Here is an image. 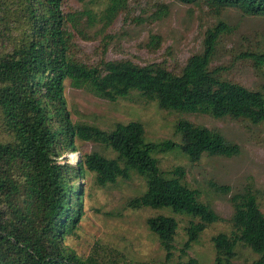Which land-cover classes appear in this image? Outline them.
<instances>
[{
    "label": "trees",
    "instance_id": "trees-1",
    "mask_svg": "<svg viewBox=\"0 0 264 264\" xmlns=\"http://www.w3.org/2000/svg\"><path fill=\"white\" fill-rule=\"evenodd\" d=\"M62 1L0 0V264H105L93 255L82 258L63 242L82 213L77 181L85 172L98 186L132 173L142 176L146 189L129 198L127 206L188 215L185 251L221 217L181 180L182 168L168 177L153 154L178 146L192 161L203 153L230 157L238 152L237 144L218 130L184 119L175 125L180 143L146 141L143 124L135 120L118 122L111 130L74 122L63 97L64 83L110 101L137 91L161 109L253 123L264 120V93L223 78L220 67L211 66L220 34L227 30L222 21L207 29L202 50L189 56L177 73L160 63L139 65L129 59L102 58L89 65L72 53L71 17L62 11ZM179 1L203 3L217 14L238 8L247 15H264V0ZM125 3L111 0L108 17ZM248 55L264 64V48ZM75 138L110 148L115 156L93 150L74 164L60 162L65 151L75 150ZM230 200L232 230L212 236L213 264H229L238 242L259 255L255 264H264V213L256 195L245 189ZM146 224L169 257L178 227L175 217L159 213ZM189 264L196 263L191 259Z\"/></svg>",
    "mask_w": 264,
    "mask_h": 264
},
{
    "label": "rangeland",
    "instance_id": "rangeland-1",
    "mask_svg": "<svg viewBox=\"0 0 264 264\" xmlns=\"http://www.w3.org/2000/svg\"><path fill=\"white\" fill-rule=\"evenodd\" d=\"M111 0H63L62 11L71 20L72 53L86 64L100 59H129L139 65L160 63L177 73L187 58L202 50L208 28L219 21L227 30L220 34L211 66L220 67L221 76L249 89L264 93V64L255 63L251 52L264 48V15H247L238 8L215 13L203 3L179 0H126L112 17L107 8ZM63 97L72 121L86 122L111 130L118 122L131 120L143 124L146 141L181 142L176 129L180 119L218 130L238 152L230 157L203 153L190 160L178 146L155 152L161 171L168 177L176 167L183 169L182 181L199 192L200 200L209 204L221 217L208 225L183 251L190 217L170 209L142 207L133 209L127 200L146 189L145 179L132 173L98 186L85 172L78 184L82 188L79 222L63 242L86 258L95 256L105 264H213L215 250L212 236L230 233L232 194L251 190L264 213V120L259 123L228 116L216 118L204 113H184L161 109L157 102L132 91L115 101L100 98L65 81ZM75 150L65 151L58 160L76 163L93 150L114 157L115 152L92 141L75 138ZM175 176V175H174ZM159 213L172 215L178 222L169 257L158 237L149 230L146 220ZM229 264H255L259 255L238 242Z\"/></svg>",
    "mask_w": 264,
    "mask_h": 264
}]
</instances>
